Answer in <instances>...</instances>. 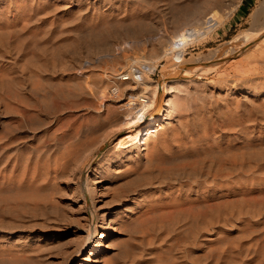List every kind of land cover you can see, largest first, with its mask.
Instances as JSON below:
<instances>
[{
    "label": "rangeland",
    "instance_id": "374dc122",
    "mask_svg": "<svg viewBox=\"0 0 264 264\" xmlns=\"http://www.w3.org/2000/svg\"><path fill=\"white\" fill-rule=\"evenodd\" d=\"M157 1L159 0H0V88L2 83L7 84L12 78L31 77L37 81L40 79L39 84L42 88L47 82L48 85L53 82L52 86L57 88L60 80L61 88L55 89L59 91L62 89L61 92L64 94H77L79 90L86 92L88 88H85L90 85L91 90H88L92 93H95V90L103 91L101 94H104V98L108 96V99L111 95L109 100L105 98L100 103L95 100L98 104H113L111 109L126 104L128 101H124L125 97L136 99L143 93H149L150 96L147 94L144 96L151 98L147 110L152 107L153 99L161 100L160 114L155 116L152 124L147 123L148 119H145L138 129L133 128L134 131L130 133L128 131L131 129L124 131L126 126L121 124L115 129L116 132L110 134V139L113 140L108 146L109 149L128 139H131L134 147L139 143V150L132 148L127 159L96 162L90 169L80 160L74 164L75 167H72L74 173L63 181L58 179V182L51 173L50 161L47 162L48 164L45 161L44 172L40 168L29 170L28 175L32 180H37L35 178L41 175L46 177H42V185L47 181L56 183L53 188L57 193L52 192L51 189L50 193L55 194L49 193V195L54 199L58 211L52 214L50 210L44 208L36 213L29 212L30 216H25L24 221L21 222L22 227L12 234L0 232V256H11L9 264L13 261V264H18L21 258L22 264L29 262L30 264H74L89 252L84 251L86 237L94 230L95 233L100 232V227L103 225L102 217L108 211H111L109 214H112L113 219L110 237L98 248L97 262L89 264H197L201 258H204V264H264V115L261 112L262 108L264 109V91L253 92L251 87L240 91H236L237 88L231 86L215 87L205 78H188V76L183 78V73L174 78L170 76L163 82V89L158 85L160 79L168 76L170 71L182 66L194 67L195 58L206 51H221L218 58L212 59L211 62L206 60V63L209 62L207 67H214L211 73L209 71L208 78L214 76L216 69H222L220 67L222 64L223 69L225 67L232 74L233 72L230 71L233 68L224 64L229 61V57L234 59L235 65L246 63L249 53L234 51L231 53L228 50L226 53L223 49H227L235 39L242 38L243 42L247 41L245 39L247 35L252 33L249 36L253 37V32L264 26V12L259 13L263 5L262 1L227 0L217 10L218 16H211L204 22L203 28L175 36L174 32L182 28L185 20L175 11L167 10V5H164L167 0ZM213 19L217 23H214ZM140 21L145 28H130L131 36L125 38L127 44L119 41V38L111 40L110 47L114 45L112 49L115 50L116 59L112 58L114 51L111 49V52L109 46L102 50L104 58L99 57L102 56L101 53L95 52V56L87 54L86 51V54L84 53L87 42L84 35H89L94 30L98 31L97 29L102 26L113 28V25L125 23L135 27ZM129 38L133 43H139V46H135L140 48L139 50L131 47L132 42ZM117 42H121L120 45ZM129 51L144 58L131 67L132 69L125 71L127 64L124 62L125 59L121 64L120 60L123 59L121 54L123 57L129 58L128 55H131L130 58H133ZM220 57L223 58L219 59ZM102 59H106L107 62ZM98 60L104 63H99ZM93 62L97 64L94 66ZM80 65L83 67L81 70L84 69L83 72L79 70ZM65 67L68 71L71 70L70 74L68 71L65 74ZM110 70L114 71L110 72ZM59 71L64 74L61 75ZM42 81L44 84H41ZM113 81L115 83H112ZM81 82H86L87 86L85 85L84 89H79L84 85ZM230 82L231 79L228 83ZM72 85H76L77 89L74 90ZM109 86L115 88L117 93L111 92L105 96ZM64 87L66 91L63 90ZM85 92L83 94L90 93ZM190 98L195 99V102ZM115 99L123 101L117 103ZM94 112L92 111V114ZM95 113L93 115L97 117L101 112ZM225 118L231 119L235 127L242 124V131L238 130V127L236 130L224 129L221 121H225ZM187 123L188 129L193 130L192 134L203 135L204 143L209 144L211 149L224 152L229 150L232 153L228 152V154L234 156L245 153L246 148L250 147L253 152V162L257 160L255 164L253 163V167L255 165L257 167L253 168V181L247 183L248 185L245 180H241L244 184L240 181L235 191L232 190L231 185L221 188L220 195L226 200L223 205L224 215L229 213L234 218L230 216L231 219L225 220L220 229L209 233L206 239L193 237L189 233L185 235L183 232L187 229V225L164 222L163 215L167 211L166 208H169L174 201L182 199V195L179 196L175 190L149 189L142 192L140 197L129 196L127 200L120 202H116L111 197L113 192L110 189L111 185L126 179V176H120V173L126 169H135L140 161L142 163L148 149H151L154 142L159 141L161 135L166 134L170 138L173 133L179 131L180 126ZM146 133L149 134V141L141 145ZM142 148L144 150H141ZM80 163L84 167L81 175L78 170ZM102 168L111 169L115 178L106 181L104 177L107 176L106 173L98 174V170ZM82 174H85V177H82ZM95 176L100 179V185L105 188L102 192L105 194L97 195V189L91 190L84 201L82 190ZM218 191L211 190L203 197L212 198ZM191 197L194 196L191 194ZM145 217L149 219L145 220ZM152 218L155 221L151 220ZM76 256L78 257L75 258ZM32 260L35 262L33 263Z\"/></svg>",
    "mask_w": 264,
    "mask_h": 264
},
{
    "label": "bare ground",
    "instance_id": "6f19581e",
    "mask_svg": "<svg viewBox=\"0 0 264 264\" xmlns=\"http://www.w3.org/2000/svg\"><path fill=\"white\" fill-rule=\"evenodd\" d=\"M226 1L227 0H167V3L164 4L167 5V10L170 12L175 11L185 20L182 28L174 32V36L182 33L186 34L194 32L197 31L198 28H203L206 20L211 18V16H218L217 10H219V8ZM261 1L263 5L261 6L260 4V6L262 8L258 6L261 8L259 9L257 7L259 9V13L260 11L264 12V0ZM157 2H160V0ZM160 5H163V3ZM137 19L138 18H136V20ZM213 22L217 23L215 20ZM135 25V27L134 25L128 26L124 23L113 25V28L108 26L103 28L102 26L99 28L100 30H94V32H91L89 35L83 34L86 36L85 38L87 40L85 43L84 53L86 51L87 54L94 55V53L97 52V54L101 53L103 56L102 57L100 55L99 57L104 58L105 56L103 55L104 52L102 50L104 48L106 49L107 46H111V40H114L115 38L118 40L119 38V41H124V43L127 44L125 38L131 36L130 28H145L141 21ZM249 35H247V38L245 37L247 41L244 42L241 37V39L234 38L235 40H232L233 42L231 45L228 46L227 49H223L226 53L228 51L238 53L245 52L244 54L249 53V55H247V62L245 61L246 63L244 64H239V62H237L239 65H235L232 57H229V61L224 63L228 64V67L233 68V70L230 71L233 72L232 74H230L225 67L223 69L224 65L222 64V66H220V64L219 66L222 69H216L212 78L207 77L214 67H207L206 65L209 64V62L206 63V60L208 59L211 62L212 59L214 60L215 58H218L221 52L220 50H210L205 53H201L198 57L196 56L197 58H195L196 62L194 67L185 68L182 66L174 71H170L168 76H164L162 80L160 79L158 85H161L160 87L163 89V82L167 81L170 76L174 78L175 76L177 77L178 74L180 75V73H183V78H187L185 76H188V78H205L209 80L208 83L215 87L231 86L233 88H237L238 90L236 89V91L247 90V87H251L253 92L264 91V26L254 31L253 37H250ZM129 41L132 42L130 38ZM120 43L118 44L120 45ZM124 43L121 45L124 46ZM134 43L132 42L130 44L132 45L131 47L136 50L138 48H135V46H139V43ZM141 45L143 44H140V46ZM116 46L117 45H115V47ZM112 48L110 47L109 50L111 51ZM113 51L114 52L111 51L113 53L112 58H114L115 54V50ZM124 51L126 55V50ZM230 52L228 53L229 55L232 53ZM117 54L118 53H116V56ZM130 54L132 53L130 52ZM134 55L136 57H134ZM134 55L132 56L133 58H130L131 55H128L129 58L125 56L124 58L123 54H121L123 59L120 60L119 58V60L122 62L125 59L124 62L127 64L125 71L132 69L131 67H134V65H136V63L138 64V62L140 63V60L144 58L137 56V54ZM107 56H109V54H107ZM99 57L95 58L99 59ZM221 58L223 57H220L219 59ZM102 60L107 62L105 61L106 59ZM102 60H98V62H103ZM76 64H74V66H76ZM78 64H80V62ZM94 64L96 65L97 63L93 62L92 65ZM110 64L112 63L110 62ZM121 64H123V62ZM83 65L85 64H82V66ZM62 68L60 70L61 72ZM81 68L83 67L80 65L79 70L83 72L84 69L82 71ZM136 68H134L135 71H137ZM65 69L66 74L68 69L67 67H65ZM74 70L75 69L73 68V71ZM60 71L59 73H61ZM69 71L71 70L69 69ZM113 71L110 70V72ZM55 72L56 71H54V74ZM63 74L61 73V75ZM48 78L46 77V79ZM229 78L231 79L230 83H228V81H230ZM49 79L51 80V78ZM4 80L7 79L4 78ZM62 80L63 79L61 78V81ZM39 81L40 79L37 81V79L31 77L12 78L7 82V84H4L5 82L2 83V87L0 88V232H7L8 234H12L15 230L22 227L21 222L22 220L24 221L25 216H30L29 212L36 213V211H42L45 208L50 210V213L53 214L57 210L54 199L49 195V190L51 189H53V191L51 190L52 192L57 193L53 188L56 183L53 182L54 184H52L46 180L47 182L42 185V177H44V175L35 178L37 180H32L28 175L29 170L40 168L41 171H43L45 161L46 163L50 161L52 167L51 173H53V176H55L57 181L55 179L54 180L58 182L60 179L62 181L63 179H68L69 176L74 173V169L72 170V167L80 160L83 165L90 169L96 162L101 163L108 162L110 160L120 161L122 159H127V155L132 148H135L136 151L139 150V143H136L134 147V143L131 139H128L119 143L116 147L109 149L108 146L113 140L110 139V134L114 133L113 131H115V129L121 124L126 126L124 131L131 129L128 131L130 133L131 131H134L133 128L138 129L145 119H148L147 123L152 124L155 116L160 114V98L153 99L154 101L152 107L150 110H147L151 99L146 97L149 93H143L142 96L140 95L141 97L139 96L136 99L125 97L124 101H128L126 104L121 105L118 108L111 109L113 104L97 103V101H99V103L103 102L105 98L108 99L106 94L109 95L111 92L117 93L115 88L110 87V84V88L106 89L108 93L105 92L106 97L104 98V94H101L103 91L101 92L100 90H95V93L89 91L91 90L90 85L88 84V87L85 84L87 81L85 83L81 82L84 85L82 84L83 88L79 89H84V86L86 85L87 87L85 89H89H87V91L90 92L89 94H83V92H85L83 90H79L80 92L77 90L79 94L78 92L77 94H64L61 92L62 89L60 91L56 90L57 88H61L59 87L60 80L59 84L57 83L59 86L56 85L57 88L52 86L53 82L50 85H48L49 83L47 82V85H45L43 81L41 84H44V88H42ZM112 83H115V81ZM69 84L71 85V83ZM75 86H73L74 90L77 89V86L76 88ZM93 87H95V85ZM93 87L91 86V88ZM98 88L101 89L100 87ZM63 90H65V87ZM101 90H104V88ZM144 94L147 95L144 96ZM191 96L193 97L194 94ZM112 97L115 98L113 95ZM199 97L200 96H198V98ZM110 98L111 95L109 99ZM194 98L196 99V97ZM101 99L102 101H100ZM195 99H191L192 102H195ZM200 99H202V97ZM121 100L122 99L116 101L118 103L123 101ZM92 111L101 112L102 114L100 113L99 116L95 117V115H93L95 112L92 114ZM261 112L264 115L263 108ZM221 123H223L222 127L226 130H236L238 127V130L242 131V124L235 127V124L232 123L231 119L228 120L227 118L225 121H221ZM188 127V123L180 126L179 131L173 133L170 138H168L169 136L166 134H163V136L161 135L160 138H158L159 141L154 142L155 144L151 147V149H148L142 163L140 161L139 164L136 165L135 169L132 168L133 171L132 169H126L119 174L120 176H126V179L121 183L111 185L110 189L113 190L111 197L115 199L116 202H120L121 200H127L129 196L140 197L142 196V192L149 189L161 188L169 191L175 190L179 196L180 194L182 195V199L180 201H174L169 208H166L167 211L164 215L162 214L165 216L164 222L169 221L170 224L175 223L174 225H187V229L183 232L184 234L189 233L193 237L206 239L209 233L216 232V230L220 229L225 220L231 219L230 216L232 217L229 213H227L228 217L227 214L224 215L225 212H223V205L226 200H224L220 195L221 188L231 185L232 190L235 191L240 185L241 180H245L246 184L253 181V168L256 167V165L253 167V163L255 164L257 160L253 162V152H251L250 147L246 148L245 153L242 152L239 153V155L234 154V156L229 155L232 153L229 150H227L229 152L228 154L226 151L224 152L215 148L211 149L209 144L206 145L204 143L205 140L202 137L203 135L199 136L197 134L194 136L192 134L193 130H189ZM243 129H245V127ZM148 139L149 134L146 133L141 145L147 143V141H149ZM141 150H144V148ZM81 163L80 165L82 167L80 166L78 169L80 171V175L84 170ZM45 167H47L46 164ZM102 172L107 174V176L104 175L106 181H111L115 178L109 168H102L98 170V174L102 175ZM83 176L85 177V174H82V177ZM90 182L91 183L89 185L87 184V187H85L86 189L84 188V190H82L81 195L82 197L84 195V201L85 197L87 199V196L89 195L88 193L91 192V190L95 191L97 189V195H101L100 193L103 194L102 191L105 190V188L100 185L101 181L97 176L93 177ZM211 190L219 191L212 198L203 197ZM55 193H52L51 195ZM191 194L194 197H191ZM97 195L96 197H98ZM48 196H50L51 199H49L50 197L48 198ZM132 199H135V197H132ZM110 212L111 211L106 212L104 217H102L103 225L100 227V232L95 233L94 230L92 233L87 235L84 251L88 250L89 252L80 257L74 264H89L97 262L96 255L99 252L98 248L102 246L105 239L110 237V232L112 230L111 222L113 219L112 214H109ZM39 213L41 214V212ZM32 216L34 217V214ZM90 218H92L91 215ZM146 218L147 217H145V220ZM233 218L234 217H232V219ZM151 220L154 219L152 218ZM158 221L159 219L157 222ZM191 235L187 234V236ZM77 257L78 256L75 258ZM21 259H19V263H21ZM10 261L11 256H0V264H9ZM203 261L204 258H201L198 263L204 264ZM13 262L11 264H13ZM30 263L31 262H29V264Z\"/></svg>",
    "mask_w": 264,
    "mask_h": 264
}]
</instances>
